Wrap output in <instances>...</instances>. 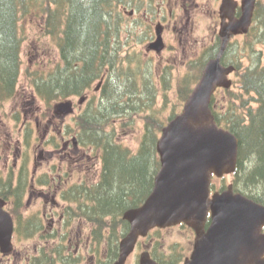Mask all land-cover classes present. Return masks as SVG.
I'll return each instance as SVG.
<instances>
[{"label":"trees","instance_id":"1","mask_svg":"<svg viewBox=\"0 0 264 264\" xmlns=\"http://www.w3.org/2000/svg\"><path fill=\"white\" fill-rule=\"evenodd\" d=\"M123 0H0V104L14 97L18 91L22 70L21 47L25 40L22 20L44 14L42 35L57 41L61 61L48 69H27V75L37 94L49 104L52 100L73 94H84L96 80L101 83L100 100L93 97L86 109L76 118L81 129L78 142L98 148L103 163L102 180L86 189L90 202L87 207H99V219L110 216L120 221L122 212L137 206L153 188L160 167L156 142L167 123L158 122L147 112L145 133L140 150L129 152L115 137V128L106 130L105 122L120 120L139 109L155 110L156 87L148 80L141 87L131 71V56L123 54L121 40ZM54 4L55 6H51ZM254 24L245 35V43H229L223 55L224 64L236 66L237 80L231 88L222 89L225 101L213 95L211 108L220 126L230 129L239 139V159L233 176L236 191L264 204V52L257 51L264 42V2L258 0ZM217 45L215 51H218ZM241 51L239 52V50ZM246 50L253 61L243 65L240 54ZM245 51V52H246ZM217 53V52H216ZM215 53V54H216ZM118 59V60H117ZM205 62L197 66L194 77L185 75L179 85L180 97L186 101L192 92L191 83L201 73ZM170 79L164 81L168 96ZM111 110V111H110ZM151 110V109H150ZM149 111V110H148ZM177 112L171 114V119ZM11 176L0 180L1 194L14 190L15 208L23 203L22 193L13 186ZM215 185H213L214 187ZM226 184L223 183L222 188ZM13 198V196H12ZM97 216H91L95 222Z\"/></svg>","mask_w":264,"mask_h":264},{"label":"rangeland","instance_id":"2","mask_svg":"<svg viewBox=\"0 0 264 264\" xmlns=\"http://www.w3.org/2000/svg\"><path fill=\"white\" fill-rule=\"evenodd\" d=\"M123 1V3L118 5L117 9L123 12L121 23V40L124 43L123 54L131 56L129 58L131 61L126 64L131 67L132 72L135 71L134 76L138 78L141 87L146 80L155 85L157 89L156 103L153 111V107L150 108L151 110L148 109L149 111L141 108L135 114L122 119V124L118 119L106 121L105 128L106 130H113L114 127V131H116L115 138L126 145L129 152H137L140 150L141 141L145 133L147 112L153 113L158 122L165 123L168 122L174 111H182L185 100L182 101L180 97L179 85L183 84L181 80L185 75L189 77L196 75L197 66L190 65V63L200 60L204 53V47L212 40L213 34L219 32L221 25V0H210L211 6L209 9L204 5L208 0H195L193 2L194 7L191 8V16L195 29L191 34V41L184 36L183 43L175 42V45L179 46L176 56L174 51L169 50L160 56H157L159 55L157 53L150 55L145 45L147 26H145L144 22L143 24L141 22L134 23L132 18H130L129 11L135 5L138 4L137 7L143 4L148 6L150 1H152L153 5L150 10L155 14L158 11V3L161 0ZM261 1L264 2V0ZM51 6L54 7L55 5L52 4ZM143 10L144 8H141L136 16H139L142 21H146ZM181 15L185 19L187 18V14L184 12H181ZM42 17H45V15L42 14L40 19L32 15L30 18L22 20L25 40L21 47L22 70L19 76L18 91L14 97L0 104V180L4 182L11 176V181H15L16 185L18 182L17 177L22 173L21 171H24L28 178L31 177L35 187L31 188L30 191V187H27L28 183H25L27 188L25 190L22 189L24 202L21 205V214L25 217H29L30 214L39 215L42 217V221L47 223V219L43 218L42 212L46 208L50 210L51 203L48 201V205L45 206L41 190L47 189L48 185H42L39 182V177L43 179L42 176L46 175V179H51V177L53 179L54 176L57 177L61 174L67 179L65 184L67 185L68 183L73 184L83 181L82 178L85 177L87 172L88 180L95 182L99 178L100 170L102 171L103 169V163L101 156L99 157L98 148L94 146L86 145L85 147L88 151L81 149L82 160L84 161L81 165L79 163L82 160L79 159V155L72 156L68 152L69 148L66 149L67 142L73 141V138L77 137L78 132L81 130L76 123V118L86 109L88 101L92 97L94 104H97L100 100L101 92L99 87H97L99 80H96L93 86L87 89L84 94L52 100L51 109L49 104L37 94L27 75L28 68L44 70L61 61L57 41L51 35H42ZM153 17H150L149 21ZM171 24L173 25V23ZM137 25L139 26L134 29ZM169 32L177 37L180 35L177 32H173L172 28H170ZM167 34L169 40L172 41L173 37L168 32ZM231 41L232 43L243 45L245 36H234ZM255 47L257 51L262 50L264 52V42L258 43ZM245 51L240 54L244 66L253 63L250 57L248 58L247 56H257L255 53L248 54ZM167 62L171 63V66H167ZM200 74L197 73V78L193 79L192 88L198 81ZM230 77L234 81L237 80L236 73L231 74ZM165 79H170L167 97L163 89ZM82 97H84V100L81 103ZM63 100H73L75 111L64 116L57 115L53 117L54 105ZM216 100H226L222 96V91L218 92ZM52 122L53 124H51ZM161 132L162 130L159 136ZM74 151L76 152V149ZM86 152L89 153V156ZM90 164L91 166H89ZM21 167L25 169L23 170ZM232 180L233 176L227 175L223 179H215V185L221 186L223 183L227 185ZM0 187L4 186L0 185ZM11 191L14 192V190ZM56 199L61 206H67L68 203L71 204V201H64L61 196L56 197ZM77 203L79 204V201H74L73 206L77 207ZM24 229L26 228L20 227L16 245L26 249L28 245L30 246L34 243V240L32 238L27 239L29 237L23 235ZM117 231L121 236V225L118 226ZM181 233L173 230L170 234L172 236L170 239H181L179 235ZM24 241L27 243L23 244L22 242ZM29 255L27 253L23 254V258Z\"/></svg>","mask_w":264,"mask_h":264},{"label":"water","instance_id":"3","mask_svg":"<svg viewBox=\"0 0 264 264\" xmlns=\"http://www.w3.org/2000/svg\"><path fill=\"white\" fill-rule=\"evenodd\" d=\"M255 4L256 0H241V15L237 17L238 1L222 0L221 51L204 67L183 110L162 130L157 141L161 167L153 189L141 206L124 214L131 228L120 243L122 261L138 237L152 227L185 222L198 235L187 264H264V204L234 191L233 184L211 195L213 175L223 177L235 172L239 157L238 137L216 122L211 109L215 91L233 84L229 75L235 66L223 65L221 54L232 33L249 31ZM150 46L157 51L164 48L160 32ZM55 109L62 114L74 111L71 101L59 102ZM4 205L5 200L0 198V246L3 252H9L14 225ZM210 212L211 223L206 230Z\"/></svg>","mask_w":264,"mask_h":264},{"label":"flooded vegetation","instance_id":"4","mask_svg":"<svg viewBox=\"0 0 264 264\" xmlns=\"http://www.w3.org/2000/svg\"><path fill=\"white\" fill-rule=\"evenodd\" d=\"M215 1V0H214ZM195 0H161L158 3V11L153 14L152 1L149 5H135L129 11L134 23L143 22L147 26V36L145 38V45L147 52L150 55L159 54L162 55L165 51H174L176 56L179 46L175 45V42L183 43V39L191 41V34L194 32L195 27L192 24L191 8L194 7ZM222 3V0H221ZM209 9L210 0L204 4ZM141 8H144L143 14L146 21L139 19L136 14ZM181 11L187 14V18L181 15ZM214 14V12H213ZM154 16V17H153ZM153 17L151 21L149 18ZM173 23V25L171 24ZM137 25L134 29H136ZM181 27V28H179ZM172 28L173 32L180 34L178 37L174 34H170L169 30ZM162 35L165 48L162 52L158 53L154 48L150 47V44L158 37V34ZM167 32L173 37V40H169ZM185 36V37H184ZM240 36V35H239ZM223 44V37L220 33H215L212 36V40L204 47V53L197 60L199 64L206 62L216 57ZM217 45H220L218 51H215ZM228 47V46H227ZM217 52V53H216ZM216 53V54H215ZM225 53V51H224ZM221 56V62L224 64L223 55ZM202 58V59H201ZM196 61V60H195ZM167 66H171V63L167 62ZM204 64V65H205ZM64 116L62 114L53 113V117ZM52 120V119H51ZM54 120V119H53ZM53 124V122L51 123ZM69 148V153L72 156L79 155V159L82 160L81 149L87 150V148L78 142L77 137L73 138L70 143L67 142L66 149ZM76 149V152L74 151ZM88 151V150H87ZM99 152V157L101 152ZM87 153V152H86ZM98 154V153H96ZM89 156V153H87ZM93 156V155H92ZM89 158V157H87ZM86 158V159H87ZM83 160L79 163L83 164ZM86 166V165H85ZM91 166V164L89 165ZM25 169L21 167V169ZM17 177V184L15 190L22 193L27 187L34 188L33 179L28 178L24 171ZM102 172L100 170L99 178L95 182L88 180V173H85L83 181L67 184V179L64 175L54 176L53 179H46V175H43V179L39 177V182L42 185H48L47 189L41 190L42 196L45 201H50L51 209L44 210L42 212L43 218L47 219V223L42 221V217L36 214H30L29 217H25L21 214L22 207L14 205L15 191H9L7 194H1L0 198L5 200V207L10 211L15 222V232L13 247L9 254H3L0 250V263L6 264H187V261L191 259L192 254L196 248L197 232L195 228L185 222H181L174 225L159 227L155 226L151 228L145 235H140L134 244L133 249L127 254L122 261L120 242L123 237L128 234L130 230V223L120 217V221L114 222L112 218L104 223V219H99L97 216L101 214L99 207H87L90 202L89 194L86 193V189L98 186L102 180ZM28 183V186L25 184ZM27 186V187H26ZM223 190L222 185L212 189ZM29 193V192H28ZM13 196V198H12ZM61 196L64 201H71L66 206H61L56 197ZM79 201L77 207L73 204ZM24 202V199H23ZM12 206V207H11ZM15 206V207H13ZM131 208V207H129ZM127 208V209H129ZM126 209V210H127ZM124 210L122 215L125 213ZM36 215V216H35ZM97 216L95 222L91 216ZM40 218V219H39ZM211 223V213H209L205 229L207 230ZM121 225V236L118 234V226ZM26 228L31 234L26 235L32 238L34 243L28 245L26 249L23 247H17L16 237L19 236V229ZM173 230L176 232H182L181 239H170V235ZM183 239V240H182ZM23 244L27 242H22ZM25 246V245H24ZM30 254L26 258H23V254ZM149 254V257L145 256ZM199 259L206 261L209 260L207 256H199ZM153 261V262H152Z\"/></svg>","mask_w":264,"mask_h":264},{"label":"bare ground","instance_id":"5","mask_svg":"<svg viewBox=\"0 0 264 264\" xmlns=\"http://www.w3.org/2000/svg\"><path fill=\"white\" fill-rule=\"evenodd\" d=\"M122 21V20H121ZM118 60V59H117Z\"/></svg>","mask_w":264,"mask_h":264}]
</instances>
